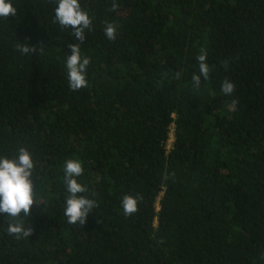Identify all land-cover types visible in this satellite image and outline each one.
Returning <instances> with one entry per match:
<instances>
[{
  "label": "trees",
  "instance_id": "1",
  "mask_svg": "<svg viewBox=\"0 0 264 264\" xmlns=\"http://www.w3.org/2000/svg\"><path fill=\"white\" fill-rule=\"evenodd\" d=\"M111 2L80 0L93 27L79 91L65 67L79 41L53 22L55 0H12L0 19V157L32 153L40 201L21 213L27 239L0 215V264H264V0ZM202 48L214 67L196 89ZM67 159L96 193L83 227L64 216ZM124 194L143 197L127 217Z\"/></svg>",
  "mask_w": 264,
  "mask_h": 264
},
{
  "label": "clouds",
  "instance_id": "2",
  "mask_svg": "<svg viewBox=\"0 0 264 264\" xmlns=\"http://www.w3.org/2000/svg\"><path fill=\"white\" fill-rule=\"evenodd\" d=\"M54 23H58L62 30L71 29L72 35L79 43L68 44L71 54L66 56V72L68 86L71 91H79L88 87L87 69L91 63V58L83 55L80 44L86 37L85 32L91 31L93 27V17L89 15L80 0H55ZM119 5L117 0H112L108 11L115 12ZM17 12L12 0H0V19H6L15 16ZM104 32L106 38L115 40L117 38V28L119 25L115 22L105 21ZM16 49L22 54L27 55L36 53V47H29L26 44L18 42ZM44 48H39V54ZM199 64V74H193L192 84L196 89L201 86V77L205 80L209 78L210 72L214 66L207 63V50L201 49L197 56ZM227 70L229 61L221 62ZM182 73L177 71L175 78L180 79ZM236 85L234 82L225 79L221 82V91L225 95H232ZM237 103L236 100L232 101ZM34 171L35 165L32 153L25 147H20L11 157H0V215L9 218L7 233L14 236L17 240L27 239L32 235V229L26 227L22 221L23 217L30 215V209L34 202L40 203L37 191L34 190ZM63 183L65 185L64 216L67 222L72 225H83L86 223L89 213L98 207L97 200L94 198L95 191L90 195L89 188L79 182L78 178L84 173L82 161L79 159H67L63 165ZM143 200L140 195L124 194L121 200L123 214L131 216L138 211V205ZM99 223V221H98Z\"/></svg>",
  "mask_w": 264,
  "mask_h": 264
},
{
  "label": "rangeland",
  "instance_id": "3",
  "mask_svg": "<svg viewBox=\"0 0 264 264\" xmlns=\"http://www.w3.org/2000/svg\"><path fill=\"white\" fill-rule=\"evenodd\" d=\"M173 141H174V138H173V130L171 132V138L168 142V149H170L172 147V144H173Z\"/></svg>",
  "mask_w": 264,
  "mask_h": 264
},
{
  "label": "built area",
  "instance_id": "4",
  "mask_svg": "<svg viewBox=\"0 0 264 264\" xmlns=\"http://www.w3.org/2000/svg\"><path fill=\"white\" fill-rule=\"evenodd\" d=\"M170 138H171V135H170ZM173 138H174V130H173Z\"/></svg>",
  "mask_w": 264,
  "mask_h": 264
}]
</instances>
